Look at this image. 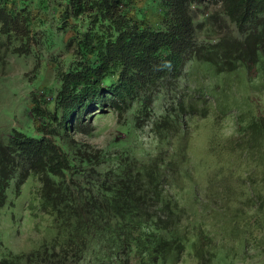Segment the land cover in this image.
Instances as JSON below:
<instances>
[{
    "label": "trees",
    "instance_id": "16d2710c",
    "mask_svg": "<svg viewBox=\"0 0 264 264\" xmlns=\"http://www.w3.org/2000/svg\"><path fill=\"white\" fill-rule=\"evenodd\" d=\"M40 42L62 49L50 60L58 87L47 88L42 107L33 98L38 137L13 130L0 141V207L11 180L19 186L32 174L55 234L28 253L4 250L0 264H165L188 244L210 261L202 251L209 230L178 198L182 181L193 180L189 135L179 133L191 109L179 96L170 107L161 100L191 59L217 71L247 66L251 54L261 63L264 0H0V66ZM107 116L126 133L150 126L156 152L136 156L74 137ZM234 135L213 136L208 151L231 156V173L234 163L250 164L249 189L264 199V128L250 161L245 128Z\"/></svg>",
    "mask_w": 264,
    "mask_h": 264
},
{
    "label": "rangeland",
    "instance_id": "374dc122",
    "mask_svg": "<svg viewBox=\"0 0 264 264\" xmlns=\"http://www.w3.org/2000/svg\"><path fill=\"white\" fill-rule=\"evenodd\" d=\"M211 11L215 10H204ZM203 31L199 35L204 37ZM61 50L59 45L48 47L40 42L31 54L9 53L0 66L2 143L8 142L13 130L38 137L31 114L33 98L42 107L44 100L50 98L47 88L58 87L50 60L61 57ZM260 59L256 66L257 57L251 54L247 66L228 71H217L208 61L191 59L185 65L178 88L161 100L170 107L179 96L191 109L179 133L189 135L187 152L193 180L182 181L178 198L195 223L200 220L205 230H209L212 244L202 247L203 252L212 254L206 264H264V199L249 189L253 187L249 177L251 165L234 163L237 167L231 173V156L224 154L219 160L208 151L213 136H235L240 124L247 135L243 158L250 161L254 156L256 140L264 128V55ZM74 137L99 147L124 149L136 156L154 154L158 146L150 126L126 133L111 116L97 120L90 135ZM15 181L13 178L9 183L0 207V253L4 250L28 253L55 234L51 217L40 208L38 180L30 174L19 186ZM195 192L197 199L193 198ZM199 245L196 241L195 247ZM204 255L200 257L188 244L178 262L167 260L165 264H203L207 258Z\"/></svg>",
    "mask_w": 264,
    "mask_h": 264
}]
</instances>
